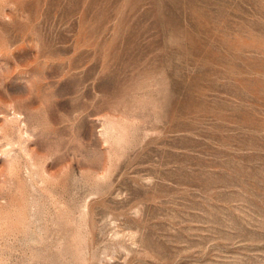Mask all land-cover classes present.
<instances>
[{
	"label": "rangeland",
	"instance_id": "rangeland-1",
	"mask_svg": "<svg viewBox=\"0 0 264 264\" xmlns=\"http://www.w3.org/2000/svg\"><path fill=\"white\" fill-rule=\"evenodd\" d=\"M0 264H264V0H0Z\"/></svg>",
	"mask_w": 264,
	"mask_h": 264
}]
</instances>
